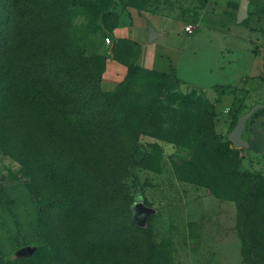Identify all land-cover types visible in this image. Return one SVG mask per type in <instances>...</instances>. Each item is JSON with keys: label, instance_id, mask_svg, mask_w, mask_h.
I'll return each instance as SVG.
<instances>
[{"label": "rangeland", "instance_id": "rangeland-1", "mask_svg": "<svg viewBox=\"0 0 264 264\" xmlns=\"http://www.w3.org/2000/svg\"><path fill=\"white\" fill-rule=\"evenodd\" d=\"M240 3L241 0H111L112 14L96 23L91 8L68 6V29L74 30L69 31L68 38L66 35L67 44H75L72 38L76 30L82 33L89 29L83 45L89 54L104 55L106 61L117 53L113 28L138 18H149L151 26L164 24L169 29L190 24L194 32L186 34L190 40L180 41L187 44L185 54L179 55L180 74L142 70V49L135 45L121 49L122 58L142 69H132L123 77V85L109 104L111 114L125 109L132 119L126 125L121 120L116 122L125 135L115 139L113 145L118 148L129 143L133 138L130 133L144 127L143 111L152 119L149 129L155 135L139 133L140 158L136 161H110L104 174L95 169L85 173L81 168L71 183L75 193L66 202L60 195L65 184L46 186L45 203L50 206L46 222L55 238L61 234L59 230L57 235L56 229L66 204L80 202L73 224L79 225L81 239L88 241L98 236L109 224L115 233L113 262L250 264L238 233L236 202L227 198L232 195L231 188L240 182L230 179L223 169L220 171L207 148L201 146L208 139L205 135L210 128L218 143L229 142L235 119L258 102L259 89L234 82L238 76L245 81L257 77L250 71L257 63L255 58L264 51V0H249V17L238 23ZM175 44L177 48L180 45L178 40ZM261 76L264 78V74ZM102 86L104 90H114L107 89L103 81ZM261 100L264 103V96ZM213 106L215 115L206 120L204 112L212 111ZM220 115L228 116L231 123ZM200 131L206 132L203 138H199ZM263 133L264 111H259L248 120L243 137L259 148ZM231 146L238 148L232 142ZM240 149L243 157L247 149ZM216 152L221 158L223 148L216 145ZM255 172L264 176L261 171ZM219 176L223 184H218ZM28 181L20 163L0 147V254L6 264H41L38 249L43 239L39 220L43 209ZM207 183L225 196L217 197ZM63 190L65 195L67 189ZM254 209L264 241V184ZM70 222L71 217L66 224ZM53 251L51 247L46 253L50 261ZM95 259V264H100ZM55 262L59 264L58 259Z\"/></svg>", "mask_w": 264, "mask_h": 264}, {"label": "trees", "instance_id": "trees-1", "mask_svg": "<svg viewBox=\"0 0 264 264\" xmlns=\"http://www.w3.org/2000/svg\"><path fill=\"white\" fill-rule=\"evenodd\" d=\"M110 3L111 0H0V147L20 163L22 172L30 180L29 188L42 205L39 223L43 240L38 249L41 264H56V259L59 264H95V258L100 264H122L112 260L115 233L109 224L104 225V231L98 236L84 241L78 233L79 225L73 224L80 202H68L72 205L66 204L67 209L56 229L57 235L59 230L61 234L55 238L54 230L46 222L50 206L45 203V188L49 183L65 184L60 195H63L62 202H66L75 193L71 183L81 168L85 173L95 169L96 173L104 174L110 161H136L140 158L139 133L155 135L149 129L152 119L143 111L144 127L141 125L130 133L133 138L129 143L118 148L113 145L115 139L125 135L116 122L121 120L126 125L132 121L125 109L116 110L114 115L110 113L111 99L117 96L124 81L122 79L112 91L103 89L107 58L86 50L83 39L89 29L82 33L76 30L72 38L75 44H67L66 35L68 38L69 31L74 30L68 29L71 27L68 6L91 8L92 20L96 23L112 14ZM116 42L114 58L127 65L126 76L132 69L141 70L120 53L135 42L128 39H116ZM215 110L216 106L212 111L206 110L204 118L212 119ZM205 133L200 131L199 138ZM205 137L210 140L201 142V146L207 148L213 164L220 171L223 169L230 179L240 182L231 188L232 195L227 198L237 205V228L244 244L245 259L250 264H264V241L254 214L264 176L243 170L240 154L243 149L232 147L230 141L218 143L213 128ZM216 145L223 148L221 158ZM119 157L123 158L117 160ZM218 179V184H223L222 177ZM206 186L217 197L225 196L216 193L210 183ZM64 188L67 189L65 195ZM51 247L54 251L50 261L46 253ZM0 264H6L1 254Z\"/></svg>", "mask_w": 264, "mask_h": 264}, {"label": "crops", "instance_id": "crops-1", "mask_svg": "<svg viewBox=\"0 0 264 264\" xmlns=\"http://www.w3.org/2000/svg\"><path fill=\"white\" fill-rule=\"evenodd\" d=\"M143 29V30H141ZM185 33V35H184ZM115 39H128L135 42L137 48L142 49V55L139 64L148 69H156L163 72L174 71L180 74L179 61L180 54H185L186 45H183L184 40H190L191 37H186L191 33L185 31L182 25H175L173 29L167 28L164 24L159 26H151L149 18H138L130 22L128 25L120 24L113 30ZM179 41V47H175V42ZM114 46V43L111 44ZM178 53V56L177 54ZM255 58V57H253ZM256 64L251 68L252 75L257 77L246 80L244 77H237V85H247L251 89H259L258 102H261V97L264 96V51L261 55L255 58ZM128 67L123 62L116 58H108L106 69L103 74V85L107 89H113L126 75ZM253 82V84H251ZM256 102V103H258ZM255 103V104H256ZM262 103V102H261ZM220 118L227 119L231 123L228 116L220 115ZM258 122L253 125L256 129ZM245 132V131H244ZM244 134V133H243ZM263 144L261 142L255 147L251 139H246L249 142L247 151L243 152L242 168L249 171H261L264 173V133L262 134Z\"/></svg>", "mask_w": 264, "mask_h": 264}, {"label": "water", "instance_id": "water-1", "mask_svg": "<svg viewBox=\"0 0 264 264\" xmlns=\"http://www.w3.org/2000/svg\"><path fill=\"white\" fill-rule=\"evenodd\" d=\"M249 17V0H241L237 14V22L241 23ZM264 109V103L254 104L247 112L243 113L236 121L235 127L229 134V140L238 148L249 147V142L243 137L249 119L260 110Z\"/></svg>", "mask_w": 264, "mask_h": 264}, {"label": "built area", "instance_id": "built-area-1", "mask_svg": "<svg viewBox=\"0 0 264 264\" xmlns=\"http://www.w3.org/2000/svg\"><path fill=\"white\" fill-rule=\"evenodd\" d=\"M184 29L188 33H193L194 32V27L192 25H190V24L185 25Z\"/></svg>", "mask_w": 264, "mask_h": 264}]
</instances>
